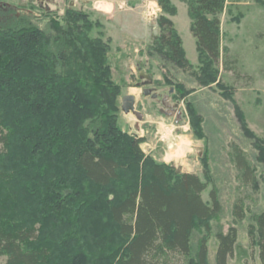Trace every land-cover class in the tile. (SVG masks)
Instances as JSON below:
<instances>
[{
  "label": "rangeland",
  "instance_id": "1",
  "mask_svg": "<svg viewBox=\"0 0 264 264\" xmlns=\"http://www.w3.org/2000/svg\"><path fill=\"white\" fill-rule=\"evenodd\" d=\"M164 2L175 14L166 13ZM11 13L26 18L52 39L65 35L77 14L87 16L91 26L87 36L96 54L90 55L79 41L71 47L90 58L80 69L83 72L79 74H84L81 88L87 84L86 72L96 70L97 55L105 53L111 82L119 89L118 125L124 133L148 143L145 147L141 144L145 160L197 174L208 183L203 193L208 204L211 190L217 191L223 213L207 223H195L194 250L201 239H207L209 261L214 262L216 234L228 231L235 200L242 197L245 219L238 226L229 264H261L259 248L253 246L247 230L264 212V0H226L218 15L222 61L214 70L200 62L191 33L190 0H0V24H7L13 18ZM162 16L173 22L191 69L180 68L159 51L155 38L161 35ZM148 74L151 82L145 76ZM138 86L143 87L134 95L138 113L126 115L120 101ZM143 90H150V95L145 96ZM94 91L97 95L100 90ZM24 112L20 107L3 116L5 132L14 142L1 157L8 178L0 179V228H22L31 213L39 216L34 226L40 230L41 242L52 245V255L66 253L67 247L75 245L83 250L80 264H96L102 258L120 264L122 252L115 253L119 240L105 215L102 191L85 179L80 195L73 186L60 187L65 201L57 211L58 202L50 197L56 186L49 180L58 179L61 162L52 154L32 157L29 148L21 151V124L28 125ZM236 148L251 163L253 186L244 187L241 182L233 159ZM144 161L136 179L127 168L121 170L119 181L106 196L112 198L114 192L120 194L126 187L140 184L147 170ZM97 202L100 206L94 208ZM0 264H7L6 256H0Z\"/></svg>",
  "mask_w": 264,
  "mask_h": 264
},
{
  "label": "trees",
  "instance_id": "2",
  "mask_svg": "<svg viewBox=\"0 0 264 264\" xmlns=\"http://www.w3.org/2000/svg\"><path fill=\"white\" fill-rule=\"evenodd\" d=\"M225 2L190 0L191 33L197 41L200 62L213 70L222 61L218 15ZM164 10L175 14L165 2ZM17 17L13 15L7 24H0V179L8 178L1 157L14 142L5 132L7 121L3 116L22 107L28 125L21 124V151L29 148L32 157L52 154L61 162L58 179L49 180L56 186L50 195L58 202L55 206L65 201L60 187L73 186L80 195L84 179L102 191L105 215L119 240L115 253L122 252L120 264H229L238 226L245 219L243 198L235 200L228 231L216 234L218 246L211 263L207 239H201L195 251L193 232L195 223H207L223 213L217 191L211 190L208 204L203 199L208 183L197 174L145 160L141 149L144 139L124 133L118 125L119 89L111 82L105 53L97 55L96 70L86 72L87 84L81 88L84 74H79L83 72L80 69L90 58L71 47L79 41L90 55L96 54L87 36L91 28L87 16L77 14L70 20L67 33L62 31L65 35L53 39L26 18ZM159 24L161 35L155 38L159 51L180 68L191 69L173 22L162 16ZM94 89L100 90L97 95ZM233 159L243 186H253L254 170L243 151L234 149ZM142 161L147 170L140 184L126 187L120 194L114 192L112 198L106 196L124 168L134 175L132 178L139 177ZM97 205L94 208H99ZM37 217L27 213L22 228H0V256L7 257V264H80L83 250L75 245L65 247L66 253L52 255V245L41 242L40 230L34 226ZM247 233L253 246L259 248L260 263L264 264V212L248 226ZM110 263L112 259L102 258L96 264Z\"/></svg>",
  "mask_w": 264,
  "mask_h": 264
},
{
  "label": "water",
  "instance_id": "3",
  "mask_svg": "<svg viewBox=\"0 0 264 264\" xmlns=\"http://www.w3.org/2000/svg\"><path fill=\"white\" fill-rule=\"evenodd\" d=\"M151 93L150 90H145L144 91V95L145 96H149ZM156 95H153V98H156ZM122 111L128 115V114H137V110H136V99L135 97L131 96V95H127L124 96L122 98V106H121Z\"/></svg>",
  "mask_w": 264,
  "mask_h": 264
},
{
  "label": "crops",
  "instance_id": "4",
  "mask_svg": "<svg viewBox=\"0 0 264 264\" xmlns=\"http://www.w3.org/2000/svg\"><path fill=\"white\" fill-rule=\"evenodd\" d=\"M143 75V74H142ZM146 76V78L148 79V80H150V82H151V75L150 74H148V75H145ZM144 86V85H143ZM141 88H143V87H136V88H132L131 90H130V95L131 96H133L134 97V95H136L137 94V91H139V89H141ZM143 92H144V90H143ZM136 99V98H135ZM120 102H122V99H121V101ZM140 137H143V136H140ZM142 145L145 147L146 145H148V143L144 140V142L142 143ZM144 150V152H145V149H143Z\"/></svg>",
  "mask_w": 264,
  "mask_h": 264
}]
</instances>
